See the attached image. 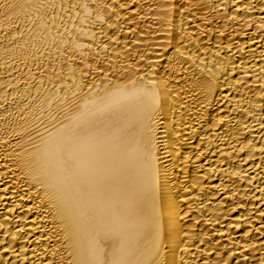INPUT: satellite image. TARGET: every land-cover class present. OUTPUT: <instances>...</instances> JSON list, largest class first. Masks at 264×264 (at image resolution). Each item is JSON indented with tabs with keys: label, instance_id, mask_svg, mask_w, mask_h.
Instances as JSON below:
<instances>
[{
	"label": "bare ground",
	"instance_id": "bare-ground-1",
	"mask_svg": "<svg viewBox=\"0 0 264 264\" xmlns=\"http://www.w3.org/2000/svg\"><path fill=\"white\" fill-rule=\"evenodd\" d=\"M0 264H264V0H0Z\"/></svg>",
	"mask_w": 264,
	"mask_h": 264
}]
</instances>
